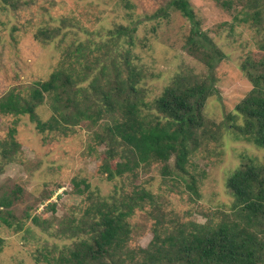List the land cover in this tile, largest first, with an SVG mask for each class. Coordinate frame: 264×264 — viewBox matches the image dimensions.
Masks as SVG:
<instances>
[{"label":"rangeland","instance_id":"obj_1","mask_svg":"<svg viewBox=\"0 0 264 264\" xmlns=\"http://www.w3.org/2000/svg\"><path fill=\"white\" fill-rule=\"evenodd\" d=\"M222 1L190 0L201 29L225 55L214 69L217 93L204 109L216 123L224 122L227 113H234L236 104L251 88L239 64L246 52L257 49L260 36L252 27L253 21H240L243 12L260 6L264 25V0H226L230 8L223 7ZM125 2L0 0V96L11 88L26 93L27 87L47 79L64 59L90 72L76 87L86 89L78 93L80 103H90L94 109V90L89 83L94 75H102L99 67L104 65L110 71L114 65L121 69V77L125 74L121 61L129 37L111 34L117 25L126 27L125 31L133 29L129 57L140 72L143 103L159 96L184 66L199 74L206 72L203 63L186 49L189 22L177 12L170 13V22L152 16L159 7H166L168 0H128L132 7H126ZM79 44L83 52L77 57L72 49ZM48 105L44 102L37 108L38 118L50 116L44 112ZM81 121L64 131L39 132L27 114H0V149L4 141L15 142L9 156L0 154V194H16L9 212H2L12 224L0 221V264H47L43 255H55L86 238L90 234L84 227L99 217L90 201L105 198L110 206L121 208L118 197H109L115 185L121 192L144 188L154 196L152 204L144 202L127 217L130 232L126 248L137 253L131 264H139V248H145L153 236L155 215H164L165 224L160 229H166L160 230L161 235L175 233L179 224L187 232L197 223H215L223 217L222 211L230 212L232 197L225 186L228 172L240 162L241 154H252L259 160L263 154L250 142L236 140L224 130L226 135L205 143L189 156L184 172L175 168L171 155L163 162L170 173L162 174L161 162H153L108 180L98 170L106 144L98 140L96 132L103 129L90 125L87 119ZM74 178H84L89 189L96 192L90 200L87 192H71ZM187 183H192L196 192ZM171 217L178 222L172 223Z\"/></svg>","mask_w":264,"mask_h":264},{"label":"trees","instance_id":"obj_2","mask_svg":"<svg viewBox=\"0 0 264 264\" xmlns=\"http://www.w3.org/2000/svg\"><path fill=\"white\" fill-rule=\"evenodd\" d=\"M221 5L226 8L231 6L230 1L226 0ZM125 6L133 5L126 0ZM171 12H177L189 22L186 49L203 63L205 73L199 74L184 66L172 76L159 96L143 103L140 98L144 90L139 85L140 72L129 57L134 43L131 36L133 29L125 31L126 27L117 25L115 31L110 33L129 37L121 61L125 74L121 77V69L114 65L110 71L104 65L99 67V73L105 81L101 82V76L94 75L89 83V87L94 90V109L90 103H80L78 93L86 89L76 87L78 82L86 80L90 72L77 69L73 63L62 59L47 79L37 80L26 88V93H22L19 88H11L0 96V114H27L39 132L64 131L69 125L81 123L85 119L90 125H100L103 132H96V135L99 136L98 140L105 142L106 147L100 154L98 170L108 180L121 178L124 173L133 172L138 167L145 168L153 162H161L162 174L170 173L165 163L171 155L175 158V168L184 172L189 156L205 143L217 141L223 133L226 135L224 130H228L236 140L250 142L263 151L262 159L252 154H241L240 162L228 172L225 186L232 197L230 212L222 211L223 217L215 223H197L187 232L179 224L175 233L166 231L164 235L160 233V230L166 229H160L165 224L164 215H155L153 236L145 248H139L138 254L142 258L139 264H264L262 9L259 6L252 11H245L240 19L242 22L253 21L252 27L260 36L257 49L246 52L239 64L251 88L236 104L234 113H227L226 120L219 123L209 118L204 109L210 97L214 98L217 93L214 69L225 55L201 29L199 17L190 0H168L167 6L159 7L152 16L170 22ZM72 52L80 57L83 52L81 44L74 47ZM67 53L66 57L70 56ZM112 70L114 73H111ZM44 102L49 104L44 109L46 114H50L46 120L38 118L36 113ZM13 132L14 128L10 136ZM4 142L0 154L7 157L15 142L12 139ZM187 186L194 190L192 183H187ZM89 187L84 178L72 179L71 192L78 195L87 192L88 200L96 193ZM15 196L13 191L12 195L0 194V221L8 226L12 223L2 212H9ZM94 197L99 199V195ZM109 197H118L121 208L110 206L105 198L100 202L90 201L95 206L94 214L99 215L98 220H92L84 227L90 235L65 246L55 255H43L47 264L134 263L137 253L126 248L130 232L127 217L135 208H142L144 202L152 204L154 196L144 188L121 192L120 187L115 185ZM171 222L178 221L171 217Z\"/></svg>","mask_w":264,"mask_h":264}]
</instances>
